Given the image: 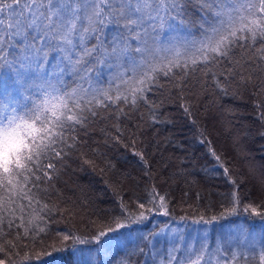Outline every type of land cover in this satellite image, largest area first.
I'll return each mask as SVG.
<instances>
[{
  "label": "snow or ice",
  "instance_id": "1",
  "mask_svg": "<svg viewBox=\"0 0 264 264\" xmlns=\"http://www.w3.org/2000/svg\"><path fill=\"white\" fill-rule=\"evenodd\" d=\"M209 81L216 94L235 88L264 96V0H0V253L20 264L36 254L32 246L45 240L53 211L42 203L51 193L41 185L53 187L82 146L81 132L102 113L122 123L125 109L134 113L148 104V93L167 88L191 116ZM148 107L151 123L162 122L163 103ZM257 108L264 126V100ZM115 132L109 139L123 144L120 128ZM134 155L147 163L141 151ZM142 178L152 179L150 169ZM230 183L219 212L162 220L135 244L120 239L121 230L150 223L154 214L171 217L170 201L155 185L127 200L114 188L119 216L105 215L87 235L58 234L51 247L68 253L65 264H133L134 256L156 247L155 238L170 236L157 264H264V233L241 228L215 247L209 242L207 227L235 215L241 203L240 185ZM243 211L264 220V178L259 203ZM189 219L205 233L191 241Z\"/></svg>",
  "mask_w": 264,
  "mask_h": 264
},
{
  "label": "trees",
  "instance_id": "2",
  "mask_svg": "<svg viewBox=\"0 0 264 264\" xmlns=\"http://www.w3.org/2000/svg\"><path fill=\"white\" fill-rule=\"evenodd\" d=\"M147 96L148 104L163 103L160 109L162 122H150L148 104L142 105L134 113L125 109L127 115L120 118L122 123L107 119L108 114L102 113L103 119L89 127L86 134L81 132L82 146L70 154L71 158L66 161L68 167L60 168L62 174H58L53 187L49 188L47 182L41 185L51 193L42 203L48 204L53 211L43 234L45 240L32 246L38 254H33L31 258L37 259L36 264H65L68 253L57 252L51 247L58 234L70 231L78 236L87 235L102 225L105 215L119 216V201L114 195V188L123 189L125 200L133 192L143 197L153 185L159 194L167 196L171 217L154 214L155 223L151 231H156L157 225L163 226L162 220L167 218L168 222L179 220L183 215L197 219L204 212L208 216L219 212L225 194L233 190L232 179L240 185L238 193L241 203L238 209L248 203H259L260 181L264 178V135L261 134L264 133V126L257 119V106L264 96L254 95L251 90L237 93L235 88L227 95L216 94L209 81L206 95L200 93V102L192 108L191 116L184 113L167 88L163 95L154 90ZM194 125L197 129L192 136L190 129ZM116 127L120 128L123 144L109 139L116 135ZM206 127H210L207 135H198L199 130L203 131ZM133 134L135 144L132 143ZM124 144L129 145L134 160L125 157L121 149ZM136 151L144 154L146 164L134 155ZM84 154L94 163H83ZM216 156L220 157L219 161ZM224 167L229 169L230 175L224 173ZM144 169H150V181L142 178ZM253 170L254 175H251ZM150 223L147 222L148 225ZM39 226L44 227V224ZM121 231L120 239L123 240L128 231ZM144 235L136 229L128 239L134 244L140 243L139 237ZM154 243L155 248L149 245L143 255L134 256L133 264H157V253L162 257L165 250L158 240H154ZM41 254L53 258H38ZM0 259H4L5 264L9 259L20 264V258L11 254L5 256L0 253Z\"/></svg>",
  "mask_w": 264,
  "mask_h": 264
},
{
  "label": "rangeland",
  "instance_id": "3",
  "mask_svg": "<svg viewBox=\"0 0 264 264\" xmlns=\"http://www.w3.org/2000/svg\"><path fill=\"white\" fill-rule=\"evenodd\" d=\"M150 122H151V120H150ZM195 129H197L196 125H194V126L191 127V129H190V131H192V136H194V135H193V131H194ZM209 131H210V127H206V129L203 130V131L199 130V134H198V135H200V134H202V135H207V133H208ZM131 136H132V135H131ZM128 144H129V142H128ZM121 149H122V151L124 152L125 157H126L127 159H129V160H134V158L131 156V153H130L128 147H124V145H122V146H121ZM139 167H141V168L143 169V166H142V165H140ZM137 196H138V195H137ZM139 197H140V196H139ZM167 220H168V218H167ZM175 221H176L177 223H180L179 220H175ZM171 222H172V220H169V223H171ZM154 223H155V218L152 219V221H151L149 227L152 228V227L154 226ZM184 228L187 230V233H188V237H187L188 241H191L193 238H196V237H198V236H202V235L205 234V233H202V231H201V229H202L201 226L193 224L190 220L184 222ZM239 229H241V228H240V227H236V226H235V227H228V228H226V229L224 230V234H225V235H229V234H231V233H233V232H237ZM263 231H264V230H263ZM263 231H262V232H263ZM137 232H142V231H141V229H137ZM221 238H222V237H221L219 234H217L216 238H215V237H212V238H208V239H209V242L213 245V244H219L220 241H221ZM154 240H158V242H159L160 244H162L164 250L166 251V249H167V248L169 247V245H170L171 237H170V236H162V237H157V238H155Z\"/></svg>",
  "mask_w": 264,
  "mask_h": 264
}]
</instances>
